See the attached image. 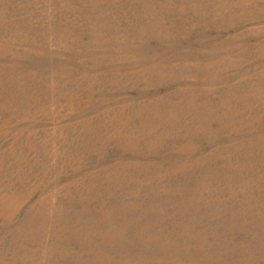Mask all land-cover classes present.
I'll return each instance as SVG.
<instances>
[{
  "label": "rangeland",
  "instance_id": "rangeland-1",
  "mask_svg": "<svg viewBox=\"0 0 264 264\" xmlns=\"http://www.w3.org/2000/svg\"><path fill=\"white\" fill-rule=\"evenodd\" d=\"M0 264H264V0H0Z\"/></svg>",
  "mask_w": 264,
  "mask_h": 264
}]
</instances>
